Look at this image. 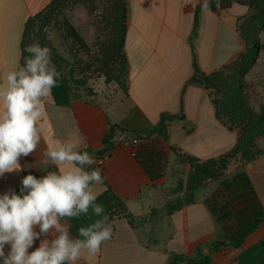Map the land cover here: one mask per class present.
I'll return each mask as SVG.
<instances>
[{
    "label": "crops",
    "instance_id": "crops-1",
    "mask_svg": "<svg viewBox=\"0 0 264 264\" xmlns=\"http://www.w3.org/2000/svg\"><path fill=\"white\" fill-rule=\"evenodd\" d=\"M55 2L0 0V82L9 71L20 67L21 44L29 19ZM204 2L128 0L124 43L128 83L124 97L111 105L77 99L69 107H60L50 95L45 103V132L37 149L19 159L20 171L0 176V195H3L22 185L28 174L41 178L56 171L55 165L42 163L48 159L44 152L49 146L71 142L73 137L80 141L75 150L92 152L95 163L90 168L85 166L86 170L99 169L105 177L103 184L92 185L97 198L110 189L131 219L113 217L109 222L111 239L103 243L98 254L85 253L77 264H170L174 256L193 259L200 253L210 254L211 264H239L238 257L244 250L264 240L262 223L240 249L231 245L234 234L255 216L237 215L236 210H228L219 222L206 200L220 186L208 195L199 189L193 203L173 213L167 211L174 188L170 163L175 154L200 161L213 160L231 152L239 138L237 131L229 130L218 119L207 87L193 79L197 74L210 76L219 72L239 57L244 45L238 23L249 8L237 4L217 7L215 0H209V9H203ZM164 117L174 118L167 122L166 140L154 133ZM111 128H115V135L127 131L140 139L157 141L166 154L163 178L155 181L149 178L135 157L137 148H126L114 140L111 147L105 148ZM261 141L259 144L264 148ZM100 156L106 157L101 167L97 166ZM241 172L249 176L264 207V155L241 165L232 178ZM244 208L237 210L242 212ZM111 209L115 211L116 207ZM59 223L67 227L69 238L76 240L67 217ZM34 230L39 232V226ZM58 235L55 228L41 234L29 253L41 241L50 242ZM216 243L226 245L211 251ZM9 250L10 245L6 244V255Z\"/></svg>",
    "mask_w": 264,
    "mask_h": 264
},
{
    "label": "clouds",
    "instance_id": "clouds-1",
    "mask_svg": "<svg viewBox=\"0 0 264 264\" xmlns=\"http://www.w3.org/2000/svg\"><path fill=\"white\" fill-rule=\"evenodd\" d=\"M215 3L220 6V0ZM202 8L209 9V0ZM24 50L31 56L0 82V176L20 171L19 159L37 149L45 132L46 100L59 86L60 73L51 61V49L32 44ZM79 142L73 137L59 147L49 146L44 152L48 159L42 163H51L57 170L41 178L28 174L22 179L20 194L9 190L0 195V264H77L85 253L98 254L101 245L111 239L107 215L91 228L79 229L85 240L70 239L67 227L59 223L61 218L86 213L90 206L96 213L103 211L102 205L94 203L98 193L92 185L103 184L105 177L99 169L86 170L95 157L75 150ZM37 225L39 232L34 230ZM52 228L59 235L50 242L41 241L29 253L34 241ZM6 244L10 245L7 255Z\"/></svg>",
    "mask_w": 264,
    "mask_h": 264
},
{
    "label": "trees",
    "instance_id": "trees-1",
    "mask_svg": "<svg viewBox=\"0 0 264 264\" xmlns=\"http://www.w3.org/2000/svg\"><path fill=\"white\" fill-rule=\"evenodd\" d=\"M67 1L68 0H57V2L53 3L44 12L36 15L39 16L38 21L35 20L36 16L29 19L25 26L23 40L21 44L20 66L24 65L25 58L31 56V54L24 50L27 46L33 43H38L41 47L46 46L51 49V61L55 65L57 71L60 73L58 79L59 86L54 87L52 89L51 97L54 103L60 107H69L74 100L83 99L82 94H79L77 92L78 87H75L73 85L74 82L76 83V80L72 74H66V61L54 49L51 48L50 43H48V41H44L41 36L37 33L34 36V41L31 40L28 35L30 33V30H34L33 25L35 24L37 25L35 30H43L47 24L52 22L51 20L58 16L57 10L59 9V6ZM233 2L247 8H258L260 10V13L257 14V18L259 19V23L261 25H264V0H221V4L225 6H228ZM245 19L244 21H246ZM248 20L249 19H247L246 23L250 22V29L251 21ZM124 21V16L122 17L121 15L117 14L114 22L115 28L113 29V35L109 43V57H114L115 59H117L119 55L123 56L126 59L125 66L123 67L124 69H126V74L128 75L127 58L124 52V43L127 33V26H125ZM243 28L240 31V37L244 43L245 49L239 56L238 60L229 64V66L224 67L221 71L215 72L210 76L197 74L193 79V81H197L205 85L209 90L210 95L213 87L217 86L216 79L221 73H224V71H226L227 74L229 73V76L227 77L231 76L232 78L244 77L256 60V57L259 52V43L257 41L252 40L253 37L245 35V28ZM76 37L79 36L76 34ZM118 65L119 63H117V66ZM232 86L238 89V92L235 93V96H231L230 98L227 97L226 100H224L220 105H218L216 102H214V104L217 109L218 119L225 126H227L229 130L237 131L239 134V138L235 148L228 154L221 156L219 160L226 162L228 158L241 156L240 163L249 164L255 161L260 155H264V151L256 150L255 148L256 133L258 136L264 135V118L262 116L255 115L254 112L249 111V109H247L246 107V104L242 103V94L240 89L241 84L238 83ZM85 100H88V98ZM172 120H174V118L164 117L163 122L155 129L154 133L166 140V130L168 127L167 122H171ZM114 137L115 128H111L105 139V148L108 149V147H111L112 140L114 139ZM141 140L144 141V143H141L136 147L137 151L135 153V157L137 161L143 167V169L152 181L163 178L166 170L165 152L162 150L161 146L157 141H150L149 139ZM87 152L90 155L92 154L91 151ZM215 162L216 161L213 160L208 161L205 166L207 169H205L204 172L200 170L202 167L198 169V180H204L206 178H212L213 176H215L217 171L216 169L212 168L214 166L213 163ZM193 179L194 181H196V178ZM21 187L22 185L18 186L14 191L17 194H20ZM198 188H195L193 194ZM225 192H228V195L231 198L225 201L223 204L220 199L223 197ZM226 198H228V196H226ZM117 202L118 198L109 189L103 196L97 198L94 202L95 204L102 205V212L96 213L94 211V207L90 206L86 213L81 212L75 217H67V220L70 224V230L75 236V238L79 240H85L86 237L79 235V229L91 228L92 225H94L97 221L104 220V217L106 215L108 216V220L105 221L106 225L109 224L113 217L130 220L131 216L125 209L124 204L119 205ZM191 203H193L192 198L185 199L175 205L169 204L167 211L168 213H173ZM206 203L209 205L211 213L217 216V220L219 222L222 221L221 218L224 219L227 216L228 210H236L237 215H242V213H245V215L247 213H252L255 216L254 218L249 220L238 233L234 234L231 245L234 246L236 249H240L245 239L250 234L255 232L262 223H264V207L261 205L258 199V196L254 190L249 176L244 172L238 173L230 180L223 181L217 192L211 198H208L206 200ZM242 206L245 207L244 210L242 212L238 211L237 209L240 207L242 208ZM111 207H116V210L113 211ZM222 245H226V243H216L212 247L211 251H216ZM238 262L239 264H264V240H261L249 249L244 250L239 255ZM181 263L211 264L210 254L200 253L198 257L193 259L174 256L170 264Z\"/></svg>",
    "mask_w": 264,
    "mask_h": 264
},
{
    "label": "rangeland",
    "instance_id": "rangeland-1",
    "mask_svg": "<svg viewBox=\"0 0 264 264\" xmlns=\"http://www.w3.org/2000/svg\"><path fill=\"white\" fill-rule=\"evenodd\" d=\"M233 4L237 3L233 2L228 6L221 4V6L229 7ZM259 13L258 8H249L247 14H244L238 23L239 34L244 27V32H246L244 34L253 37L252 40L259 43V52L254 64L244 77L232 78L227 77L229 73L227 74L226 71L221 73L216 79L217 86L211 91V98L220 105L227 97L235 96L238 89L232 85L240 83L242 103L246 104L249 111L264 118V25L259 23L257 18ZM117 14L124 16V24L127 26L128 0H68L59 6L58 16L53 17L52 22L47 24L43 30H35L37 26L35 24L33 25L34 30H30L28 35L33 41L36 33L40 35L66 61L65 72L74 76L76 83L74 82L73 85L78 87L77 92L82 94L83 99L88 98L90 101L105 105L115 104L127 92L128 75L123 67L126 59L120 55L117 59L109 57V43ZM38 17H35L36 21L39 20ZM245 18L251 21L250 29V22L246 23ZM76 34L79 37H76ZM244 49L245 47L243 51ZM117 63H119L118 66ZM255 136L256 150L264 151L259 144L261 140L264 142V135L258 136L256 133ZM219 158L213 159L216 161L212 167L217 171L215 176L198 180V169L202 167L200 170L204 172L207 169L206 163L210 160L200 161L183 154H175L173 163H170L174 188H171L169 195L171 199L168 203L175 205L191 198L194 202L197 190H203L205 192L203 195L210 194L223 181L230 180L240 166L244 165L240 163L241 156L228 158L226 162ZM236 163H239L237 167ZM167 165L169 167V163ZM193 178L198 181H194ZM195 188L198 189L193 194ZM223 197L220 199L223 204L231 198L228 192H225Z\"/></svg>",
    "mask_w": 264,
    "mask_h": 264
},
{
    "label": "built area",
    "instance_id": "built-area-1",
    "mask_svg": "<svg viewBox=\"0 0 264 264\" xmlns=\"http://www.w3.org/2000/svg\"><path fill=\"white\" fill-rule=\"evenodd\" d=\"M121 137H123L121 139ZM114 142H116L119 145H122L129 149H135L138 145L142 143L141 139L137 136H134L130 134L127 131H119L115 137ZM106 157H97V166H103L105 164Z\"/></svg>",
    "mask_w": 264,
    "mask_h": 264
}]
</instances>
